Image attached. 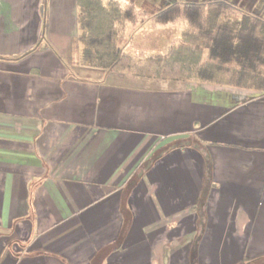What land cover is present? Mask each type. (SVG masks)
I'll list each match as a JSON object with an SVG mask.
<instances>
[{
	"label": "crops",
	"instance_id": "1",
	"mask_svg": "<svg viewBox=\"0 0 264 264\" xmlns=\"http://www.w3.org/2000/svg\"><path fill=\"white\" fill-rule=\"evenodd\" d=\"M77 13L0 0V264L264 258V91L84 65Z\"/></svg>",
	"mask_w": 264,
	"mask_h": 264
},
{
	"label": "trees",
	"instance_id": "2",
	"mask_svg": "<svg viewBox=\"0 0 264 264\" xmlns=\"http://www.w3.org/2000/svg\"><path fill=\"white\" fill-rule=\"evenodd\" d=\"M85 63L137 76L192 80L264 91V18L227 0H175L155 12L156 23L185 22L177 45L136 59L118 45V25L135 21L133 3L76 0ZM43 23L41 39L44 35ZM204 198V195L201 196ZM197 234L190 262L196 264ZM264 262V258L249 261Z\"/></svg>",
	"mask_w": 264,
	"mask_h": 264
},
{
	"label": "rangeland",
	"instance_id": "3",
	"mask_svg": "<svg viewBox=\"0 0 264 264\" xmlns=\"http://www.w3.org/2000/svg\"><path fill=\"white\" fill-rule=\"evenodd\" d=\"M106 1V0H104ZM123 4L133 3L136 14L135 21H123L118 25V45L124 51L127 48L130 55L136 59H142L154 53L159 54L168 50L169 46L177 45L181 33L185 28V22L178 20L173 23H156L151 16L159 9L166 7L175 0H117ZM191 1V0H183ZM194 1V0H192ZM207 1V0H195ZM239 7L243 12H253V0H227ZM246 6H250L247 8ZM83 51V45H80ZM164 52V53H165ZM163 54V53H162ZM82 56V55H81ZM83 57H81L82 62ZM80 62V61H79ZM79 62L77 64H79ZM80 62V64H81ZM91 67V63H83ZM192 81H195L192 79Z\"/></svg>",
	"mask_w": 264,
	"mask_h": 264
}]
</instances>
